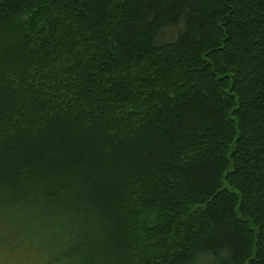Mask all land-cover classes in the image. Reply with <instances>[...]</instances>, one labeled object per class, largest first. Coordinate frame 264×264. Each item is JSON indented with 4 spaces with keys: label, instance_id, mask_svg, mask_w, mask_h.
I'll return each instance as SVG.
<instances>
[{
    "label": "trees",
    "instance_id": "obj_1",
    "mask_svg": "<svg viewBox=\"0 0 264 264\" xmlns=\"http://www.w3.org/2000/svg\"><path fill=\"white\" fill-rule=\"evenodd\" d=\"M0 264H264V0H0Z\"/></svg>",
    "mask_w": 264,
    "mask_h": 264
}]
</instances>
